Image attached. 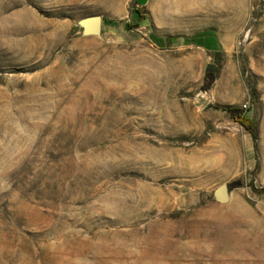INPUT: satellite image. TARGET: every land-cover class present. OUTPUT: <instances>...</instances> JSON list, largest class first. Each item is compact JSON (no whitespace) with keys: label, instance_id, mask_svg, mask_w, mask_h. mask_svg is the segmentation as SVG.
Instances as JSON below:
<instances>
[{"label":"rangeland","instance_id":"1","mask_svg":"<svg viewBox=\"0 0 264 264\" xmlns=\"http://www.w3.org/2000/svg\"><path fill=\"white\" fill-rule=\"evenodd\" d=\"M186 4L0 0V264H264V0Z\"/></svg>","mask_w":264,"mask_h":264},{"label":"water","instance_id":"2","mask_svg":"<svg viewBox=\"0 0 264 264\" xmlns=\"http://www.w3.org/2000/svg\"><path fill=\"white\" fill-rule=\"evenodd\" d=\"M104 18L100 14L88 15L79 20L84 35L101 36L103 33ZM214 198L220 203H226L230 200L229 186L226 182L221 183L214 191Z\"/></svg>","mask_w":264,"mask_h":264},{"label":"trees","instance_id":"3","mask_svg":"<svg viewBox=\"0 0 264 264\" xmlns=\"http://www.w3.org/2000/svg\"><path fill=\"white\" fill-rule=\"evenodd\" d=\"M220 56V53H217V57ZM219 71V67L217 68L215 63H209L206 69V74L207 76H211L212 80L215 79ZM224 110H232L235 111L236 108H233L232 106H225L223 108ZM234 117L238 120H240L247 129L251 130L250 132L252 133L253 139L256 142L259 138V134L256 130L253 129V119L247 116H243L241 113H234Z\"/></svg>","mask_w":264,"mask_h":264},{"label":"bare ground","instance_id":"4","mask_svg":"<svg viewBox=\"0 0 264 264\" xmlns=\"http://www.w3.org/2000/svg\"><path fill=\"white\" fill-rule=\"evenodd\" d=\"M179 1H181L182 4L187 3L189 5L192 1H195V0H179Z\"/></svg>","mask_w":264,"mask_h":264},{"label":"built area","instance_id":"5","mask_svg":"<svg viewBox=\"0 0 264 264\" xmlns=\"http://www.w3.org/2000/svg\"><path fill=\"white\" fill-rule=\"evenodd\" d=\"M245 107H247L248 105L247 104H244Z\"/></svg>","mask_w":264,"mask_h":264}]
</instances>
